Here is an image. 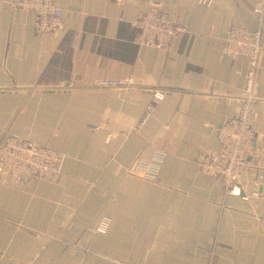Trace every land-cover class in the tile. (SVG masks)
<instances>
[{
  "label": "crops",
  "instance_id": "obj_1",
  "mask_svg": "<svg viewBox=\"0 0 264 264\" xmlns=\"http://www.w3.org/2000/svg\"><path fill=\"white\" fill-rule=\"evenodd\" d=\"M17 1L0 0V144L15 136L63 162L56 181L23 186L0 166V264H264V55L258 151L239 180L250 199L199 167L245 93L247 60L224 39L236 26L264 41V0H55L63 27L48 34ZM153 1L183 28L168 50L139 44Z\"/></svg>",
  "mask_w": 264,
  "mask_h": 264
},
{
  "label": "built area",
  "instance_id": "obj_2",
  "mask_svg": "<svg viewBox=\"0 0 264 264\" xmlns=\"http://www.w3.org/2000/svg\"><path fill=\"white\" fill-rule=\"evenodd\" d=\"M113 1L117 4L123 2ZM214 2L215 0H203L208 7L213 6ZM15 5L35 14L34 26L37 33H54L63 27V10L57 6L55 0H19ZM258 15L263 25L264 8L258 10ZM135 25L139 29L140 46L159 50H168L176 35L183 31L164 12L163 5L156 1L151 2L147 12L136 17ZM224 51L235 58L243 57L247 60L245 93L235 118L226 122L219 131L220 151L205 155L199 167L203 174L218 177L226 194L248 201L250 196L244 194L239 180L258 151L255 148L254 131L258 102L255 84L264 55L262 30L250 32L240 27H232L224 39ZM100 85L121 86V82L104 81ZM165 97L166 93L156 92L151 108L157 107ZM161 160V157H157L154 164L145 169L155 175ZM62 162L63 156L59 152L15 136L5 135L0 144V166L13 172L16 182L21 186L33 181H56L61 173ZM253 195L258 197L259 193ZM109 225L110 221L104 220L99 232L107 233Z\"/></svg>",
  "mask_w": 264,
  "mask_h": 264
}]
</instances>
